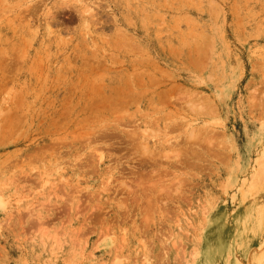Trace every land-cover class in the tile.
Segmentation results:
<instances>
[{
	"label": "rangeland",
	"instance_id": "obj_1",
	"mask_svg": "<svg viewBox=\"0 0 264 264\" xmlns=\"http://www.w3.org/2000/svg\"><path fill=\"white\" fill-rule=\"evenodd\" d=\"M0 264H264V0H0Z\"/></svg>",
	"mask_w": 264,
	"mask_h": 264
}]
</instances>
